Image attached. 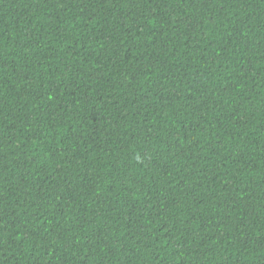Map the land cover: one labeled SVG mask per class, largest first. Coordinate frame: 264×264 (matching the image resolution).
I'll use <instances>...</instances> for the list:
<instances>
[{
  "label": "trees",
  "instance_id": "1",
  "mask_svg": "<svg viewBox=\"0 0 264 264\" xmlns=\"http://www.w3.org/2000/svg\"><path fill=\"white\" fill-rule=\"evenodd\" d=\"M0 264H264V0H0Z\"/></svg>",
  "mask_w": 264,
  "mask_h": 264
}]
</instances>
